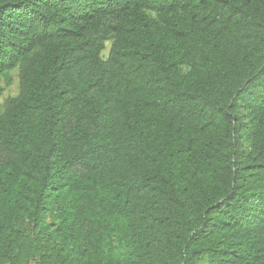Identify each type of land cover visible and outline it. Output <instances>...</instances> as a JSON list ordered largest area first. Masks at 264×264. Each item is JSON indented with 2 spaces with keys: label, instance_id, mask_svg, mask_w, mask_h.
Instances as JSON below:
<instances>
[{
  "label": "trees",
  "instance_id": "1",
  "mask_svg": "<svg viewBox=\"0 0 264 264\" xmlns=\"http://www.w3.org/2000/svg\"><path fill=\"white\" fill-rule=\"evenodd\" d=\"M0 264H264V0H0Z\"/></svg>",
  "mask_w": 264,
  "mask_h": 264
},
{
  "label": "rangeland",
  "instance_id": "2",
  "mask_svg": "<svg viewBox=\"0 0 264 264\" xmlns=\"http://www.w3.org/2000/svg\"><path fill=\"white\" fill-rule=\"evenodd\" d=\"M18 92V82H16L11 88L9 91L6 92V96H9V95H15L16 93Z\"/></svg>",
  "mask_w": 264,
  "mask_h": 264
}]
</instances>
